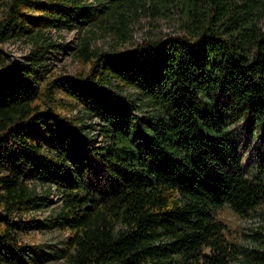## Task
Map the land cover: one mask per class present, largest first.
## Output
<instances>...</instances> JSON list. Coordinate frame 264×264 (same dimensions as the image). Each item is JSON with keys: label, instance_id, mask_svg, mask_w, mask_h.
<instances>
[{"label": "trees", "instance_id": "16d2710c", "mask_svg": "<svg viewBox=\"0 0 264 264\" xmlns=\"http://www.w3.org/2000/svg\"><path fill=\"white\" fill-rule=\"evenodd\" d=\"M148 3L156 15L176 9L182 32L111 51L93 47L85 33L74 52L82 69L68 77L51 73L45 56L57 45L53 30L88 28L128 41L132 16ZM11 38L30 49L0 75V256L6 245L19 255L13 215L33 208L35 179L61 191L52 220L70 232L63 254L72 264L240 260L242 249L217 212L229 207L250 217L264 207V157L248 176L230 130L247 118L263 122L264 134V0H10L0 44ZM124 89L134 90L128 102ZM67 98L101 120L102 145L52 107L46 111ZM33 125L46 128L59 155L46 152L45 140L30 133ZM80 140L82 153L75 148ZM67 145L83 166L94 153L118 180L116 190L101 193L92 179L71 180ZM252 260L264 264V243Z\"/></svg>", "mask_w": 264, "mask_h": 264}, {"label": "rangeland", "instance_id": "374dc122", "mask_svg": "<svg viewBox=\"0 0 264 264\" xmlns=\"http://www.w3.org/2000/svg\"><path fill=\"white\" fill-rule=\"evenodd\" d=\"M9 2L10 0H0V18L3 17ZM87 29L52 31L53 40L57 45L51 48L45 56L47 63L50 64L51 73L68 77L82 69L80 61L74 57V52L85 33L92 36L93 47L111 51L113 49H133L144 40L160 39L182 32L176 9L170 10L166 15H156L151 3L132 16L131 36L128 41L115 35H104L101 32L92 35L87 32ZM0 47L4 49H0V52L3 53L0 71H3L6 66L10 67L18 61H23L30 49L27 43L16 38H11L6 43L0 44ZM41 78L40 75L34 77L40 85ZM56 92L58 97L62 98V92L59 89ZM133 94V89H124L120 92L121 100L128 102ZM49 107L70 119L71 127L76 128L80 134L88 137L97 146L104 143L101 120L87 114L73 99L67 98L62 104L47 105L45 106L46 111L50 110ZM216 108L220 109L222 116L226 117L225 110L220 105H217ZM142 116L141 113L140 117ZM53 124L60 135H65L62 125L56 122ZM230 130L241 165L245 173L252 176L256 173L257 167L264 157L263 122L253 120L249 122L247 118H244L231 126ZM30 133L45 140L47 153L54 155L61 153V149L55 148L59 143L48 136L46 128L33 125L30 128ZM75 148L80 153L85 152L86 149L82 140L75 144ZM66 149L65 156L69 157L66 162L68 171L73 176L71 180L78 182L81 181V177L86 181L92 179L96 189L101 193H111L116 190L118 180L109 172L104 171L102 163L97 164L94 153H87L90 159L89 165L83 166L80 162V155H77L78 152H73L70 145H67ZM2 174L0 170V175ZM29 175L30 172L27 173V176ZM29 182L35 191L33 208L30 211L15 212L13 215V219L20 222L18 234L12 237V242L18 243V247H15L20 249L19 255L15 258L10 245H6L5 253L0 256V264H72L63 254L70 232L52 220L53 215L60 210L62 205L61 191L57 186H51L50 183H43L35 179H29ZM217 216L225 223L228 238L240 245L242 249L240 260L233 264H253L254 251L262 249L264 243V207L257 209L256 213L250 217H242L229 207H224L217 212Z\"/></svg>", "mask_w": 264, "mask_h": 264}, {"label": "water", "instance_id": "95a60500", "mask_svg": "<svg viewBox=\"0 0 264 264\" xmlns=\"http://www.w3.org/2000/svg\"><path fill=\"white\" fill-rule=\"evenodd\" d=\"M0 49H1V50H4V49L1 48V47H0ZM12 66H13V65H11L10 67H12ZM10 67H9V68H10ZM9 68H8V69H9ZM8 69H6V70H4V71H0V75L6 73V71H7Z\"/></svg>", "mask_w": 264, "mask_h": 264}]
</instances>
